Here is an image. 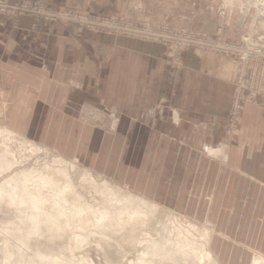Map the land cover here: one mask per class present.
<instances>
[{
  "label": "crops",
  "instance_id": "0c3cea01",
  "mask_svg": "<svg viewBox=\"0 0 264 264\" xmlns=\"http://www.w3.org/2000/svg\"><path fill=\"white\" fill-rule=\"evenodd\" d=\"M25 1L212 37L264 34L262 18L215 0L0 4ZM170 57L159 44L96 34L74 24L44 27L32 14L0 13V123L105 179L132 187L151 203L204 212L216 232L207 238L215 264L264 258V109L247 105L239 134L227 135L235 63L187 51L173 80ZM90 106L118 116L112 132L79 119ZM246 210L259 213L252 232L231 224L235 211ZM234 233L254 237L244 240Z\"/></svg>",
  "mask_w": 264,
  "mask_h": 264
},
{
  "label": "bare ground",
  "instance_id": "6f19581e",
  "mask_svg": "<svg viewBox=\"0 0 264 264\" xmlns=\"http://www.w3.org/2000/svg\"><path fill=\"white\" fill-rule=\"evenodd\" d=\"M257 4L256 6H259L261 2H257ZM15 136L16 135L9 129L2 126L0 127L1 139H11L15 138ZM27 143L31 146L34 145L31 142ZM30 149L32 150L33 148L30 147ZM8 151L5 148L4 150L0 149V171L15 168L13 166L17 164L13 159L9 158L10 153ZM210 155L212 154L210 153ZM54 162L57 163L59 167L56 169H49L45 171V174H41V172L38 174L33 171L24 172V170H21L20 174L18 173V175L11 176L0 185V202L6 201L7 204L14 206L20 211L18 212L24 216V219L22 218L23 222H20V224L22 226L27 224V227L23 226L27 229L26 233L24 231L25 236H21L26 238L22 239L23 241L19 240L18 244L26 252L30 249L29 244L31 241L28 243L29 239H37L39 237V240L43 241L44 237L42 238V234L45 233L47 234L45 236L49 237H47L48 239H50V237H58L59 239L64 236L68 237V242L66 241V252L73 255V257L76 251L81 250V244L88 241V236L94 234L99 236L98 239L101 245H98V248L101 249V251H108L111 249L109 245L111 240L105 239V237L107 235L106 232L110 231L115 236L118 235L131 250L136 251V253L131 256V260L128 261V259L125 258L128 264H205L204 260L206 259L208 261H213L209 250L210 248L208 249L207 247V239L200 242L202 244V249L200 251L201 255L198 254L199 252L194 246L188 243L185 234H188L193 226L186 222H180L181 216L177 219L179 220L178 222L173 212H164L162 214H165V216L162 217L163 219L158 227L156 229L151 228L152 226L150 227L149 222L153 220L152 218L156 219L155 217L162 212L158 205L134 195H121L119 194L120 190L116 192L113 188L110 189L109 185L107 186L104 182L99 186L97 185L98 183L96 184V181H92V177H86V180L90 182L88 184L93 190L95 189L94 191H97L99 195H102L104 200L100 205L85 203L83 199H81V195L75 191L74 186L67 178V170L65 168L67 161L62 158H58L57 160L56 158ZM71 165L76 167L75 163H71ZM68 166H70V164ZM29 183L32 184L31 188L27 186ZM156 225L157 224H155V226ZM22 226H19V228L14 227L17 228V230L14 231L15 229H12L11 232L20 233L23 231L21 230ZM90 228H93L95 232H92ZM69 229L70 233L68 234L67 230ZM152 230L155 232L156 238L151 236L153 235L150 234ZM164 231L165 234L163 235ZM5 232H8V230H5ZM40 236L42 239H40ZM208 236L209 233H206L205 237L208 238ZM198 237L200 236L198 235ZM201 239L202 237L198 240ZM192 241L194 242L193 239ZM48 242H52V240ZM3 245L5 246L7 244L5 243ZM8 245L7 247L10 248ZM117 246V251L124 250V245L118 244ZM10 249L12 250V248ZM23 254L25 255V253ZM3 255L2 257L5 258L8 254L6 256ZM68 257L67 255L60 254L57 256H49L36 252L34 258H28V261L24 259L27 261L26 262L22 259L23 257H21L22 260L19 259V263L16 264H74ZM13 260L12 258V261ZM2 262L3 260H1V263ZM4 263L14 264L9 261H5L3 264ZM213 263L215 262L213 261ZM114 264H117V262ZM252 264H264V258L256 257Z\"/></svg>",
  "mask_w": 264,
  "mask_h": 264
},
{
  "label": "rangeland",
  "instance_id": "374dc122",
  "mask_svg": "<svg viewBox=\"0 0 264 264\" xmlns=\"http://www.w3.org/2000/svg\"><path fill=\"white\" fill-rule=\"evenodd\" d=\"M215 1L222 4V6L223 5L230 6L235 11L238 8H240L241 10L243 9V12L245 14H252V16L257 15L260 17L261 14H264V0H215ZM257 2H261V4H259V6H256V5H258ZM0 5H3V4H0ZM52 10H54V9H52ZM54 11L64 12L66 15L70 14L73 16H86L88 18L90 17L93 19H98V20H101L104 25L110 24V22L114 21V22H117L118 24L126 23V24H131V25L136 26V27L158 29L159 31H186L183 28H171V27L163 26L161 24H155V25L138 24L135 22L122 20L116 16H97V15H93V14H87L86 15V14L79 13L76 9H67V10H62V11L61 10H54ZM0 13L4 14L1 11H0ZM8 14L10 16H12L11 13H5V15H8ZM73 16L72 17L70 16V17L73 19ZM262 16H264V15H262ZM262 16L260 18H262ZM68 19L62 20V22H55L53 24H48L46 26H44V25L43 26L44 27H55V26H67L69 24H74L81 29H84V30H87L89 32H93L96 34H103V35L112 36V37L126 38L129 40H134V41L143 42V43L158 44V43H155L153 41H142V40L133 39L129 36L120 35V34L115 33L112 30L104 29L103 27L102 28H100L98 26L95 27L94 24L91 26L81 25L77 21H74L72 19L68 20ZM250 32L251 31H248V33L250 35H253L255 38L260 37L261 42L264 46V34L255 35V34H251L252 32L251 33ZM191 34H195V33H191ZM245 34H247V33H245ZM245 34H243V35H245ZM195 35L206 36V37H210V38H214V39H220V40H226V41H230V42H237L243 36V35H241L237 39H229V38H224V37H212L211 35H207V34H195ZM189 51H192V50H189ZM185 52H187V51H185ZM185 52H183V53H185ZM170 53H171V57H170V60H171L172 51H170ZM201 54H203V53H201ZM204 55H211V54H204ZM172 66H174L173 62L170 61V67H171L170 76L173 80H176V79H178V78H176L177 70L172 68ZM235 66L237 69L236 64H235ZM235 73H236V70H235ZM178 77H179V75H178ZM234 77H235V74H234ZM233 81H234V79H233ZM233 86L234 85L232 82L231 96H230V99L228 102V107H227V111H226V115H225V131H226V134L229 136H237L239 134L240 118H241V115L244 112V109L247 105H251L253 107L254 106H260L264 109V96L263 95L261 97L260 96L256 97L252 101L249 98L248 94H246L247 96L245 98L244 104H242V106H241L239 118L235 122L236 124L234 126V129H232L230 122L227 120V118H228V108H229V105L231 104V101H232V94H233V89H234ZM78 117L81 121L85 122L86 124H89L91 126L99 128L100 130H102L104 132H108V133L112 132V130L114 129V127L116 125V120L118 118L117 115L109 112L108 110H101L99 108H95L94 106L88 107L81 114H79ZM1 126L7 128L6 126H4V124L0 123V127ZM10 131H12L16 135L15 138H11V139L10 138H2L1 139V137H0V139H1L0 140V145H1L0 149L4 150V148H5L7 151L9 150L8 151L10 153L9 158L13 159V161L16 162L17 164L15 166H13L15 168H10L8 170L5 169V171L4 170L0 171V185L2 183H4L5 181H7L11 176L16 175V174L18 175V173L20 174L21 170H24V172L33 171V172L38 173V174H39V172H41V174H45L46 173L45 171H48L49 169L51 170V169L58 168L59 166H57V163H55L54 161L56 160V158H57V160H58V158H62L65 161H67V164L65 167L67 170V178L69 179V181L74 186L75 191L81 195V197H82L81 199H83V202L88 203V204H92V205H100L104 200L102 195H99L97 193V191H94L95 189L93 190V188L90 187V185L88 184L90 182H89V180H86L87 179L86 177H92V181H94V182L96 181V184L98 183L97 185H99V186L102 185L104 182L107 184V186L109 185L110 189L113 188V190L116 192H119V190H120L119 194H121V195H134L136 197L142 198V196H138L137 194L133 193L132 187H129L124 183H117V182L105 179L103 176L98 175L97 172L93 171L92 169H89L86 166H83V164L78 165L75 161L72 162L70 160H67V159L61 157L59 154H57V152H54L53 148L41 146V145L31 141V139H28L27 137H25L20 132L18 133V132H15L13 130H10ZM3 139H5V140H3ZM27 142H31L34 145L31 146ZM10 147H11V149H10ZM21 147H23V148H21ZM30 147L33 149L31 150ZM24 148H25V150H24ZM36 149H37V151H36ZM46 162H48V163H46ZM71 163H75L76 167L72 166ZM69 164H70V166H68ZM263 164H264V161H263ZM46 165L50 166V167H47ZM38 168H40L41 170ZM238 171H239V169H238ZM234 172H236V171H234ZM31 185L32 184L29 183L27 186L31 188L32 187ZM46 194H48V193H46ZM160 197L164 198L165 196L160 195ZM170 197H169V199H170ZM257 197L258 196L254 197V198L256 199ZM261 197H262V200L264 201V196L262 195ZM144 200L148 201L146 199H144ZM0 203H1L0 204V259L3 260V262L9 261V262L16 264V263H19V261L22 259L23 260L26 259L28 261V258H34L35 253L40 252L41 254H46L49 256L50 255L57 256L59 254L60 255H67V256H69L68 257L69 260L73 261L74 264H114L116 262H117V264H128V261L131 260V256L136 253L135 250H131L129 248V246H126V244L121 240L120 237H118V235L115 236L110 231L106 232L107 235L105 237V239L111 240V242L109 243V245L111 246V249H109L108 251L107 250L101 251V249L98 248V245H101L99 242V239H98L99 236L97 234H94V235L88 236V238H89L88 241L84 244H81V247H82L81 250L76 251L74 254V257H73V255L66 252V241L68 242V237L64 236L61 239H59L58 237H50V239H48L49 237L45 236L47 234L44 232L45 234H42L43 235L42 238L44 237L43 241L39 240V237L37 239H35V238L29 239L28 243H30V241H31V243L29 244L30 249L28 250V252H26L18 244L19 240L26 238V237H22V236H25L24 234L26 233L27 228L25 229L24 227H27V224L24 223L25 224V225H23L24 227L20 224V222L21 223L23 222L24 216H22L21 213H19L20 211L17 210L14 206H10L9 204H7L6 201L5 202L2 201ZM156 205H158L160 207V210L162 212L155 217L156 219L152 218L153 220H151L149 222L150 227L152 226L151 228H155V229L158 227L159 223H161V221L163 219L162 217L165 216V214H162L164 212H173V214L176 217L175 218L176 220L179 219V217L181 216L180 222H182V223L186 222V223H189L193 226V228L189 231L190 234L189 233L185 234V236L187 237L186 240L188 241L189 244L194 246L196 248V250H198V252H199L198 254L201 255L200 251L202 249V246H201L202 244L200 242H202V240L204 241L207 239L205 237L206 233H209V235H215L216 234L215 231L213 234H211L213 232V226H214V223L212 222V220L205 219L204 218V212H202V211L196 212L194 210H189V209L183 210V211L182 210L175 211V210L167 209V208L163 207V205H161V204H156ZM258 214L259 213L257 211H253V210H246V211H239V212L235 211L233 213L234 220L231 221V224L241 223L242 229L244 227H247V229L250 228L251 232H252V228H254V226H252V225L255 224V217H257ZM245 216H250V218L246 217V219H244ZM156 220H160V221H156ZM177 221L179 222V220H177ZM24 222H26V221H24ZM226 223H225V225H226ZM155 224H157V225L155 226ZM19 226H22L21 230H23V231L20 230L21 231L20 233L11 232L12 229H15L14 231H16L17 228H19ZM14 227H17V228H14ZM204 227H206L207 229ZM3 229H4V231H3ZM5 230H8V232H5ZM90 230L92 232H95L93 228H90ZM24 231H25V233H24ZM196 231H199V232H196ZM202 231H203V233H202ZM9 232H11V233H9ZM67 232L69 234L70 229L67 230ZM7 233H9V234H7ZM197 233H199V234H197ZM150 234H153L151 236H154L155 238L157 237L153 230L151 231ZM164 234H165V231H164L163 235ZM198 235L200 237H202L201 240H198L200 238V237H198ZM252 236L254 237V235H252ZM252 236H247L246 234L244 236L242 234L236 235L234 233L235 238L244 239V240H246L245 239L246 237H248V239H250V237H252ZM45 237L46 238L48 237L47 238L48 240ZM3 238H5V239H3ZM42 238L40 236V239H42ZM1 239H2V242H1ZM53 239H55V240H53ZM192 239L194 240V242L192 241ZM45 240H46V242H45ZM51 240H52V242H48ZM5 243L7 245L9 244L8 246L10 248H12V250L10 248H8L7 245H5L6 246V248H5V246L3 245ZM199 243H200V245H199ZM10 244H11V246H10ZM118 244L124 245L123 251H117L116 250V249H118V246H117ZM216 244L220 245V242H218ZM221 245H222V243H221ZM223 245H224V248H226L228 244H223ZM242 245H244V244L242 243ZM1 247L2 248L4 247V248L2 249ZM7 249H8V252L11 251V252H9L10 255L7 252ZM20 250H21V252H20ZM2 252L4 253V255ZM22 252L25 253V255ZM242 254H244V253L242 252ZM2 255L3 256L7 255V256L5 258H3ZM26 256H27V258H26ZM21 257H23V258L21 259ZM12 258L14 259L13 261H12ZM125 258H127L128 261ZM1 260H0V264H3V262L1 263ZM26 260H24V261H26ZM242 260H243V264H246L247 259H242ZM252 260H249V263H247V264H252ZM213 261H214V259H213ZM213 261L212 260L208 261L206 259V260H204V263L205 264H207V263L208 264H215V263H213ZM169 264H173V263H169Z\"/></svg>",
  "mask_w": 264,
  "mask_h": 264
},
{
  "label": "built area",
  "instance_id": "2783aa9c",
  "mask_svg": "<svg viewBox=\"0 0 264 264\" xmlns=\"http://www.w3.org/2000/svg\"><path fill=\"white\" fill-rule=\"evenodd\" d=\"M2 13L32 14L41 25L53 24L67 20L70 16L64 12L54 11L46 6L31 2H21L16 5H0ZM264 15L261 14L260 17ZM69 18L68 20L72 19ZM264 19V16H262ZM74 21L81 25H93L117 34L129 36L142 41H153L172 51V68L177 70L178 78L181 68L180 56L183 52L192 50L198 54H211L230 58L237 65L234 81L232 101L228 108V118L232 129L239 118L241 106L245 102L246 94L253 101L258 96H264V46L261 38L245 34L237 42L198 36L187 31H159L136 27L131 24L110 22L104 25L101 20L86 16H73Z\"/></svg>",
  "mask_w": 264,
  "mask_h": 264
}]
</instances>
